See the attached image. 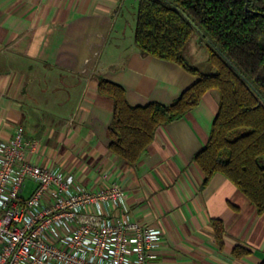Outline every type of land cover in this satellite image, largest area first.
<instances>
[{"label":"crops","instance_id":"obj_1","mask_svg":"<svg viewBox=\"0 0 264 264\" xmlns=\"http://www.w3.org/2000/svg\"><path fill=\"white\" fill-rule=\"evenodd\" d=\"M135 5L0 0V138L21 127L32 149L28 160L69 166L88 185L103 173L122 183L131 217L161 230L152 264H257L264 256V212L220 173L203 184L192 160L207 141L216 89L159 126L134 166L107 149L112 101L97 93L98 76L123 86L131 105L168 104L196 79L135 48ZM183 55L189 59L184 49ZM211 219L223 223L221 244ZM235 245L249 252L234 257Z\"/></svg>","mask_w":264,"mask_h":264},{"label":"trees","instance_id":"obj_2","mask_svg":"<svg viewBox=\"0 0 264 264\" xmlns=\"http://www.w3.org/2000/svg\"><path fill=\"white\" fill-rule=\"evenodd\" d=\"M135 48L143 55L175 62L195 81L170 103L131 105L125 89L98 76L97 93L112 101L107 149L129 166L146 152L155 130L183 117L209 89L218 92V107L203 147L192 160L205 184L220 173L264 212V0H136ZM247 2L246 10L245 3ZM198 27L211 41L204 72L183 55ZM222 243L223 223L211 219ZM249 252L235 245L232 255ZM257 264H264V256Z\"/></svg>","mask_w":264,"mask_h":264},{"label":"built area","instance_id":"obj_3","mask_svg":"<svg viewBox=\"0 0 264 264\" xmlns=\"http://www.w3.org/2000/svg\"><path fill=\"white\" fill-rule=\"evenodd\" d=\"M30 151L21 127L0 138V264H152L161 230L131 217L122 183H82Z\"/></svg>","mask_w":264,"mask_h":264},{"label":"rangeland","instance_id":"obj_4","mask_svg":"<svg viewBox=\"0 0 264 264\" xmlns=\"http://www.w3.org/2000/svg\"><path fill=\"white\" fill-rule=\"evenodd\" d=\"M198 32L199 31L195 28L192 38L189 39L185 45L184 53L192 61H188L189 59H187L190 64L196 66L201 71L211 72L213 71V67L207 61V55L208 46H211L212 44L207 39L200 37L201 33ZM33 187V183L27 181L25 183L23 195H27L33 189Z\"/></svg>","mask_w":264,"mask_h":264},{"label":"water","instance_id":"obj_5","mask_svg":"<svg viewBox=\"0 0 264 264\" xmlns=\"http://www.w3.org/2000/svg\"><path fill=\"white\" fill-rule=\"evenodd\" d=\"M245 7H246V10H248V8H247V2L245 3ZM204 37H205V39H207L208 41H210L204 34H203V32L198 28V27H195ZM210 43H211V41H210Z\"/></svg>","mask_w":264,"mask_h":264}]
</instances>
